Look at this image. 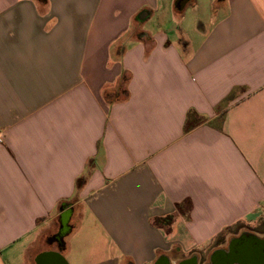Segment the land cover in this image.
I'll return each mask as SVG.
<instances>
[{"label":"crops","instance_id":"0c3cea01","mask_svg":"<svg viewBox=\"0 0 264 264\" xmlns=\"http://www.w3.org/2000/svg\"><path fill=\"white\" fill-rule=\"evenodd\" d=\"M179 2L0 0V264H264V0Z\"/></svg>","mask_w":264,"mask_h":264},{"label":"rangeland","instance_id":"374dc122","mask_svg":"<svg viewBox=\"0 0 264 264\" xmlns=\"http://www.w3.org/2000/svg\"><path fill=\"white\" fill-rule=\"evenodd\" d=\"M188 14H190V15L187 17V19L190 18V24H191L193 22V18L195 17V15L190 13V12ZM202 18H203V20H205L207 18V16L204 15V16H202ZM179 28H181V30L183 31V34L179 33L181 39H185V40L194 39L196 37V35H198V33L196 32L197 26H172L171 31L177 32L179 30ZM252 227H255V226L252 225ZM262 227H263V225H262Z\"/></svg>","mask_w":264,"mask_h":264},{"label":"water","instance_id":"95a60500","mask_svg":"<svg viewBox=\"0 0 264 264\" xmlns=\"http://www.w3.org/2000/svg\"><path fill=\"white\" fill-rule=\"evenodd\" d=\"M183 1L179 2L180 4H182ZM257 242V247H258V252L260 251V254L258 253V255H256V259L254 257L255 260H260V258H262V250H264V242H260V241H256ZM240 256L238 257L241 261L245 260V259H252V256L250 255H246L244 252H241L239 254ZM54 264V263H53Z\"/></svg>","mask_w":264,"mask_h":264},{"label":"trees","instance_id":"16d2710c","mask_svg":"<svg viewBox=\"0 0 264 264\" xmlns=\"http://www.w3.org/2000/svg\"><path fill=\"white\" fill-rule=\"evenodd\" d=\"M61 234H57L52 238V240H60ZM51 240V239H50Z\"/></svg>","mask_w":264,"mask_h":264},{"label":"flooded vegetation","instance_id":"af4514ba","mask_svg":"<svg viewBox=\"0 0 264 264\" xmlns=\"http://www.w3.org/2000/svg\"><path fill=\"white\" fill-rule=\"evenodd\" d=\"M181 1H184V0H181Z\"/></svg>","mask_w":264,"mask_h":264}]
</instances>
